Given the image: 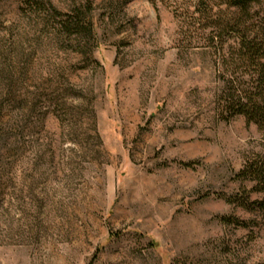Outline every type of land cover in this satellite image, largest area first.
I'll return each instance as SVG.
<instances>
[{
  "label": "rangeland",
  "instance_id": "obj_1",
  "mask_svg": "<svg viewBox=\"0 0 264 264\" xmlns=\"http://www.w3.org/2000/svg\"><path fill=\"white\" fill-rule=\"evenodd\" d=\"M88 1L0 0V264H264V130L197 1L90 0L86 46L52 13Z\"/></svg>",
  "mask_w": 264,
  "mask_h": 264
},
{
  "label": "trees",
  "instance_id": "obj_2",
  "mask_svg": "<svg viewBox=\"0 0 264 264\" xmlns=\"http://www.w3.org/2000/svg\"><path fill=\"white\" fill-rule=\"evenodd\" d=\"M196 1L198 23L204 22L210 28V39L217 44L221 58L218 67L222 83L218 94L221 118L228 121L242 115L248 123L264 130V0ZM259 3L261 10L254 9ZM92 10L90 0L87 4L74 2L70 13L63 14L54 8L52 16L60 17L58 31L64 37L75 36L77 41L89 46L96 40ZM239 175L256 181V189L264 193V158L247 161ZM246 204L247 200L242 203ZM256 204L264 211V201ZM235 222L242 225L238 220Z\"/></svg>",
  "mask_w": 264,
  "mask_h": 264
}]
</instances>
